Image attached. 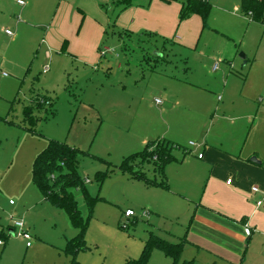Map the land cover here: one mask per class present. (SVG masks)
Here are the masks:
<instances>
[{
	"label": "rangeland",
	"instance_id": "374dc122",
	"mask_svg": "<svg viewBox=\"0 0 264 264\" xmlns=\"http://www.w3.org/2000/svg\"><path fill=\"white\" fill-rule=\"evenodd\" d=\"M44 1H50L46 13L36 7ZM116 1L101 4L109 22L91 65L62 52L49 51L50 56H46L45 48H41L42 33L59 0H0V231L4 228L0 264L71 262L64 249L78 230L62 209L44 200L31 179L32 164L48 140L83 152L78 157V176L89 180L84 183L89 196L99 198L91 213L80 190L73 191L78 210L88 221L85 249L77 252V264H124L137 259L150 235L171 244L183 241L177 264H212L207 253L198 252L184 240L193 204L172 202L171 198L182 200L170 188L162 191L147 186L117 169L124 159L143 151L142 140L154 141L166 130L180 137V148L174 151L180 155L187 147V140L182 139H196L202 124L194 125L192 131L190 118L182 117L178 107L168 115L159 114L161 107L169 108L175 101L174 97L164 100L166 76L181 75L189 53L154 37L132 34L118 39L114 31L122 30L115 27L114 21L119 9L115 5L109 9ZM223 2L210 0L219 25V10L230 4ZM103 47L113 52L101 56ZM218 95L206 97L208 119L211 106L220 104ZM41 96L50 99L52 105L46 107L47 113L34 111L30 123L24 111L33 108L34 99ZM157 99L163 100L162 106L155 105ZM207 131L209 136L217 135L220 125ZM152 168L150 163L143 168L149 179L157 177ZM97 172L107 173L101 185L95 179ZM185 205L191 210H185ZM128 209L135 213L133 218L124 217ZM143 211L148 216H143ZM15 221H22L29 231V247L23 238L8 233ZM171 263L157 249L148 261Z\"/></svg>",
	"mask_w": 264,
	"mask_h": 264
},
{
	"label": "crops",
	"instance_id": "0c3cea01",
	"mask_svg": "<svg viewBox=\"0 0 264 264\" xmlns=\"http://www.w3.org/2000/svg\"><path fill=\"white\" fill-rule=\"evenodd\" d=\"M207 1L211 11L205 27L196 14L180 21L181 5L162 0H129L118 10L115 27L133 35L152 34L189 53L181 75L166 76L164 100L175 101L159 111L168 115L178 107L182 117L190 118L192 131L202 124L196 139H182L187 140L186 152H173L175 161L165 167L168 189L182 200L170 201L193 204L185 242L207 253L212 264H264V204L257 207L261 195L250 192L252 186L264 188V25L245 16L239 0H224L222 5L230 4L219 10V25L215 7ZM103 2L111 0H59L40 40L44 54L62 52L94 64L109 22L101 10ZM49 3L36 7L46 13ZM239 52L245 63L237 60ZM214 94H219L220 104L211 106L208 119L206 97ZM159 100L158 107L163 105ZM218 125L221 131L209 136L207 130ZM161 134L157 139L178 145V135L167 130ZM142 141L145 145L148 139ZM184 209L191 210L187 205ZM8 230L11 234L13 225Z\"/></svg>",
	"mask_w": 264,
	"mask_h": 264
},
{
	"label": "trees",
	"instance_id": "16d2710c",
	"mask_svg": "<svg viewBox=\"0 0 264 264\" xmlns=\"http://www.w3.org/2000/svg\"><path fill=\"white\" fill-rule=\"evenodd\" d=\"M162 1L170 2L175 0ZM176 1H180L181 3L180 21L196 14L201 17L203 27L206 26L211 11V5L207 0ZM239 1L241 10L246 17L255 23L264 25V0ZM128 4L129 0H118L114 5L121 11ZM114 34L120 40L123 39V35L125 37L132 35L124 31H114ZM142 35L148 38H155L154 35L147 33L136 35V37H142ZM139 41L142 42V39H139ZM34 104L33 108H28L24 111V117L30 123L34 111L47 113L46 107H51L52 105L51 100L44 96L36 97ZM179 148L178 145L164 139L149 141L144 145L141 153L133 154L124 159L117 169L121 173L128 175L130 179L142 181L147 186L168 189L165 167L175 161L173 152ZM80 155H83V152L76 148L55 140H48L46 147L37 154L31 170L32 182L44 200L54 208L62 209L67 214L72 227L78 230L76 237L67 240L64 249V253L71 257L70 264H77L75 262L77 252L85 249L84 236L88 226V221L82 218L78 210L77 202L73 197V191L80 190L91 213L94 204L99 200V198L89 196L84 186V180L78 176V157ZM149 163L152 164L153 173L157 174V177L154 175L153 179L147 178L143 171L145 164ZM106 177V172H97L95 174V179L100 185ZM1 237H4L3 232L0 233ZM155 249L160 250L166 257L170 258L172 260L171 264H177L183 249V241L171 244L159 237L150 235L143 246L140 256L137 259L128 260L124 264H148L150 255ZM181 264H192V261H184Z\"/></svg>",
	"mask_w": 264,
	"mask_h": 264
},
{
	"label": "built area",
	"instance_id": "2783aa9c",
	"mask_svg": "<svg viewBox=\"0 0 264 264\" xmlns=\"http://www.w3.org/2000/svg\"><path fill=\"white\" fill-rule=\"evenodd\" d=\"M17 3L20 4V5H23L22 1H18ZM6 34L12 36V32H10V31H6ZM112 52H113L112 49H110L108 47H103V49L100 51V54H101V56H103L106 53H112ZM214 69H216V66L214 67ZM47 70H48V68L44 69V71H47ZM155 102H156V104H160L161 103L159 99H157ZM189 145L194 146L195 144L190 142ZM198 157L201 158L202 155H198ZM84 182L85 183H89V180L86 178L84 180ZM226 183L230 184L231 180H227ZM250 192L253 195H256V194L261 195V199L258 200L255 203V205L257 207H261L264 204V188L261 189V188H259L257 186H252L251 189H250ZM10 204H12V202H10ZM142 215L143 216H148V212L147 211H143ZM134 216H135V213L132 210H130V209H128V210H126L124 212V217L127 218V219L133 218ZM12 233H13L12 235H16L18 237L23 238L25 240V242H26V246L27 247L30 246L31 236L29 234V231L25 227V224L22 221L13 222V232ZM245 233H246L247 236H249L250 235V230L248 228H245ZM1 244H2V242L0 241V245Z\"/></svg>",
	"mask_w": 264,
	"mask_h": 264
},
{
	"label": "water",
	"instance_id": "95a60500",
	"mask_svg": "<svg viewBox=\"0 0 264 264\" xmlns=\"http://www.w3.org/2000/svg\"><path fill=\"white\" fill-rule=\"evenodd\" d=\"M238 58L241 59V60H243V63H245V59H244L245 56H244L243 54H239V55H238ZM251 161H255V159H251ZM12 234H13V233H11V235H12Z\"/></svg>",
	"mask_w": 264,
	"mask_h": 264
}]
</instances>
